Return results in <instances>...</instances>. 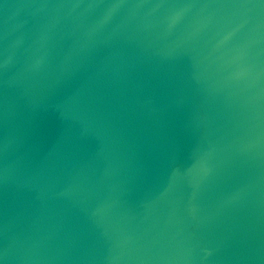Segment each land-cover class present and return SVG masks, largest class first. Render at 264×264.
I'll list each match as a JSON object with an SVG mask.
<instances>
[{
    "label": "water",
    "instance_id": "obj_1",
    "mask_svg": "<svg viewBox=\"0 0 264 264\" xmlns=\"http://www.w3.org/2000/svg\"><path fill=\"white\" fill-rule=\"evenodd\" d=\"M0 264H264V0H0Z\"/></svg>",
    "mask_w": 264,
    "mask_h": 264
}]
</instances>
